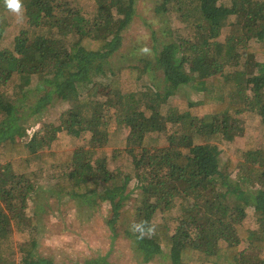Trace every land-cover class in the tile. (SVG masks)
<instances>
[{
    "label": "trees",
    "instance_id": "obj_1",
    "mask_svg": "<svg viewBox=\"0 0 264 264\" xmlns=\"http://www.w3.org/2000/svg\"><path fill=\"white\" fill-rule=\"evenodd\" d=\"M135 3L22 0L27 28L3 46L0 26V264H53L33 258L36 223L26 214L45 171L59 195L104 206L113 236L127 229L144 263L165 252L171 264H264V147L249 137L231 155L220 150L244 133L243 115L264 124V0H161L156 14L173 15L192 38L175 31L155 39L148 60L113 64ZM1 10L10 11L4 0ZM32 77L38 94L25 107ZM184 87L201 98H174ZM55 102L67 105L58 123L28 135ZM82 132L87 149L64 147L62 133ZM106 150L129 158L131 172L109 171ZM248 208L254 229L244 226Z\"/></svg>",
    "mask_w": 264,
    "mask_h": 264
},
{
    "label": "rangeland",
    "instance_id": "obj_2",
    "mask_svg": "<svg viewBox=\"0 0 264 264\" xmlns=\"http://www.w3.org/2000/svg\"><path fill=\"white\" fill-rule=\"evenodd\" d=\"M160 2L161 0H136V14L133 23L124 35V49L113 59V64L124 55L130 57L132 62L137 64L142 59L148 60L152 55L151 48L155 43V39L163 42L172 40L175 31L184 35L182 36L184 38H192L191 32L183 24L177 25L170 22L175 20L173 15L156 14L155 8ZM93 6L92 1L86 3L84 5L85 11H92ZM0 26L4 28L3 46H8L20 31L27 28V18L23 12L18 16L11 11L1 10ZM124 60L126 59L122 58L120 62ZM259 61H263L262 56L259 57ZM160 76H162V73L157 72L151 82L155 91L162 89L161 83L157 81ZM36 84V78L32 77L30 85L24 90V92H29V102L26 101L28 104L25 107L31 106L35 101L38 94ZM100 98L99 96L98 99ZM174 98L197 101L201 98V94L196 93L189 87H184L176 90ZM66 109V104L58 102L48 106L40 114V123H35V125L33 123L28 135L36 132L44 122L58 123L60 116ZM241 120L244 133L231 141L225 140L220 146L222 157L225 153L231 155L236 149L243 148L249 137L254 139L257 148L264 147V124L260 122L259 118L247 113L243 115ZM109 132H115L119 138L125 135V131L118 129L114 122L110 123ZM89 137L90 135L85 132L77 137L65 133L60 135L64 147L67 149H76L77 147L87 149L89 147ZM100 155H106L109 171L131 172L129 158L112 159L109 150L105 151V155L99 151L95 157ZM48 174L51 175L50 172ZM38 179L39 184L31 198L28 199L29 208L26 210V214L32 215L31 218L36 223L34 234L37 246L33 250V258L42 257L53 264H88L89 262L94 263L98 256H107V261L113 264H171L169 256L165 252L162 256H155L151 261L144 263L134 249V239H129L126 236L127 229H122L117 236H113L106 223L104 206L95 201L59 195L48 179L46 171L39 173ZM230 181L236 183L235 177H230ZM134 187L135 183L133 182L130 184L129 189L135 191ZM250 188L254 190L259 187L253 186ZM177 210L176 206L164 217L178 216ZM252 212V208H248L246 211L245 228L254 229L255 223ZM10 231L14 235V240L19 238L16 234V228L12 224L10 225ZM245 247V245H242L241 249H245ZM260 257H264V251H262Z\"/></svg>",
    "mask_w": 264,
    "mask_h": 264
},
{
    "label": "clouds",
    "instance_id": "obj_3",
    "mask_svg": "<svg viewBox=\"0 0 264 264\" xmlns=\"http://www.w3.org/2000/svg\"><path fill=\"white\" fill-rule=\"evenodd\" d=\"M5 7L16 15H21L23 12L22 0H4Z\"/></svg>",
    "mask_w": 264,
    "mask_h": 264
}]
</instances>
